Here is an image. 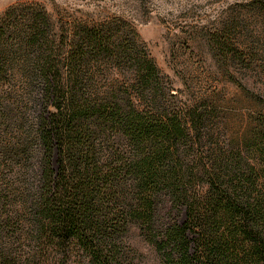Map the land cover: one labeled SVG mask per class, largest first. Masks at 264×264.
Wrapping results in <instances>:
<instances>
[{"label":"trees","instance_id":"1","mask_svg":"<svg viewBox=\"0 0 264 264\" xmlns=\"http://www.w3.org/2000/svg\"><path fill=\"white\" fill-rule=\"evenodd\" d=\"M264 16V0L248 4ZM238 16L208 34L238 91L179 95L119 17L0 15V264H264V86ZM246 71V70H244ZM264 83V68L260 73Z\"/></svg>","mask_w":264,"mask_h":264},{"label":"rangeland","instance_id":"2","mask_svg":"<svg viewBox=\"0 0 264 264\" xmlns=\"http://www.w3.org/2000/svg\"><path fill=\"white\" fill-rule=\"evenodd\" d=\"M253 0H0V15L12 4L36 2L55 20L119 17L131 24L184 99L193 100L214 91L230 97L238 89L218 65L208 34L231 16L241 26L237 36L245 50L258 53L251 69L233 67L231 72L255 92L264 83V16L249 6ZM246 70V71H244ZM135 264H162L156 250L135 230L129 243Z\"/></svg>","mask_w":264,"mask_h":264}]
</instances>
